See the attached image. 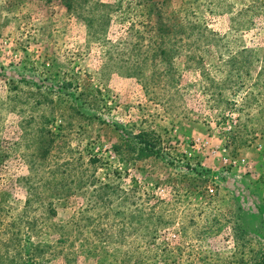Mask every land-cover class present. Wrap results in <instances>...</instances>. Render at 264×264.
<instances>
[{
  "label": "rangeland",
  "instance_id": "rangeland-1",
  "mask_svg": "<svg viewBox=\"0 0 264 264\" xmlns=\"http://www.w3.org/2000/svg\"><path fill=\"white\" fill-rule=\"evenodd\" d=\"M27 235L40 264L263 261L264 0H0V264Z\"/></svg>",
  "mask_w": 264,
  "mask_h": 264
},
{
  "label": "trees",
  "instance_id": "trees-1",
  "mask_svg": "<svg viewBox=\"0 0 264 264\" xmlns=\"http://www.w3.org/2000/svg\"><path fill=\"white\" fill-rule=\"evenodd\" d=\"M136 138L133 139L134 143L132 145L135 146L138 150L143 152V151L149 150L151 148V147H149L150 145H149V143H147V139H145V136L143 134L137 135ZM29 237L30 236L27 235V237L25 239L21 240L19 238L17 240L18 248H16L15 251H16L17 257H19L18 256L19 254H20V257L18 258V260L15 257H12V259H9L10 262H13V258H15L17 260V263L14 262V264H40L38 259H39V257L42 258V254L44 252V250L42 248L46 247V246H50V245L44 244V243L33 244L30 242ZM3 243H2V241H0V244H3ZM22 249H23L25 255L28 254L27 255V258H29L28 260H24L25 256L22 257V253H19ZM30 259H32V260L34 259L33 263L29 262ZM255 264H264V260L261 262H257Z\"/></svg>",
  "mask_w": 264,
  "mask_h": 264
},
{
  "label": "built area",
  "instance_id": "built-area-1",
  "mask_svg": "<svg viewBox=\"0 0 264 264\" xmlns=\"http://www.w3.org/2000/svg\"><path fill=\"white\" fill-rule=\"evenodd\" d=\"M209 190H210V192H213V189L212 188H210Z\"/></svg>",
  "mask_w": 264,
  "mask_h": 264
}]
</instances>
